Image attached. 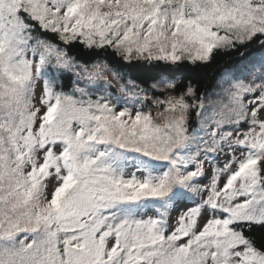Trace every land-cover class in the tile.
Returning <instances> with one entry per match:
<instances>
[{
  "label": "snow or ice",
  "instance_id": "obj_1",
  "mask_svg": "<svg viewBox=\"0 0 264 264\" xmlns=\"http://www.w3.org/2000/svg\"><path fill=\"white\" fill-rule=\"evenodd\" d=\"M0 264H264V0H0Z\"/></svg>",
  "mask_w": 264,
  "mask_h": 264
},
{
  "label": "trees",
  "instance_id": "obj_2",
  "mask_svg": "<svg viewBox=\"0 0 264 264\" xmlns=\"http://www.w3.org/2000/svg\"><path fill=\"white\" fill-rule=\"evenodd\" d=\"M72 54L77 56H86L83 50L79 48L72 49ZM236 55H237L236 53L221 54L217 56L213 61V63L207 66L206 68L194 69L191 66H187V65L183 66V75L179 77L178 82L187 83L189 80H191L192 83L203 87L205 83H207L210 80L211 74L214 71L218 72L220 67L224 63L235 58ZM140 78L146 79L147 74L142 75Z\"/></svg>",
  "mask_w": 264,
  "mask_h": 264
}]
</instances>
